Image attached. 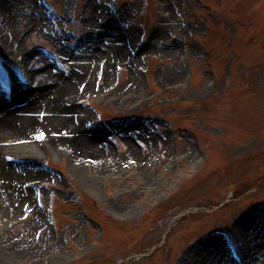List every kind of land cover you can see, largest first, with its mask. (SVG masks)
<instances>
[{
	"label": "rangeland",
	"instance_id": "1",
	"mask_svg": "<svg viewBox=\"0 0 264 264\" xmlns=\"http://www.w3.org/2000/svg\"><path fill=\"white\" fill-rule=\"evenodd\" d=\"M3 1L13 24L0 7V90L8 75L27 83L22 66L31 54L43 56L58 73L94 66L95 93L75 106L91 118L89 128L103 127L107 153L111 160L117 157L122 174L90 176L100 184L96 195L70 170L63 153L50 150L41 160L54 169V178L34 182L45 227L34 225L27 238L31 210L0 222L5 245L39 242L33 256L24 253L16 264L56 257L55 247L63 255L54 264H204L219 252L229 256L227 264H240L228 235L247 264L236 226L249 217L250 238L260 235L254 246L262 248L256 264H264V0H93V25L86 23L90 0ZM41 9L54 20L48 29L33 30L30 20ZM110 21L121 33L118 43L101 37ZM161 27L165 32L155 35ZM141 41L151 47L136 53ZM116 45L127 48L124 60H93L88 53ZM172 67L184 70L180 81L164 82ZM108 70L109 89L123 88L128 73L136 74L143 96L124 106L101 100L96 91ZM45 135L32 131L29 140L37 145L36 137ZM126 141L148 162L151 181L134 160L124 159ZM58 171L67 174L70 187ZM26 180L27 186L33 183ZM52 202L55 226L49 219ZM47 236L57 245L48 247Z\"/></svg>",
	"mask_w": 264,
	"mask_h": 264
},
{
	"label": "bare ground",
	"instance_id": "2",
	"mask_svg": "<svg viewBox=\"0 0 264 264\" xmlns=\"http://www.w3.org/2000/svg\"><path fill=\"white\" fill-rule=\"evenodd\" d=\"M92 1H89V13L86 18V23L89 25L94 24L93 20L97 11ZM5 3V1L1 2L0 7L4 8L7 21L13 24L7 16L9 11L5 9ZM27 3L37 5V2L31 0H15V5ZM40 13L39 18L30 20L33 30L39 27L47 28L54 20L47 11L43 12L41 9ZM168 21H171L170 17L165 19L164 22ZM101 31V37L113 43L120 42L121 33L117 31L114 22L110 21L107 27H101ZM162 32H165L163 27L158 29L155 35L159 36ZM150 47L151 45L147 43L141 51L143 52ZM104 51L93 49L89 50L88 53L93 60L98 57H109L110 62L124 60L128 54L126 47L118 45L111 50ZM63 55L67 56V52L64 51ZM33 62L35 65H32ZM48 63L39 54L26 56L22 70L27 74L28 80H25L27 83L19 84L12 75L6 76L9 80L12 100H7L5 91L0 90V144H8V147L0 149V222H12L17 215L23 213V210L33 211L35 217L26 228L27 238L34 225L42 223L41 225L45 227L46 219L44 210L37 205L34 199V195L38 191V185L31 188L25 185V180L30 178L32 179L30 182L41 183L47 177L54 178L52 172L40 165L41 158L46 154H50V150L52 153H63L67 158L70 170L96 195L101 191L100 184L95 179L90 180V176H113L115 178L122 175L121 168H119L120 164L116 163L117 157L114 155L113 160H111L110 155L107 153L106 140L103 138L105 134L103 127L89 128L87 121L91 122V118L87 116L83 108L75 106L78 99L95 93V91L92 93L93 89L91 87L95 74L93 71L94 66H80L71 72L58 73ZM183 73L182 68L172 67L169 69L164 82L170 80L179 82ZM128 76L129 78L123 88L116 86L111 90L108 87L112 74L108 70L103 79V85L99 87V91H96L97 96L107 103L111 101L123 106L126 102L141 98L144 91L143 82L136 74L130 76L128 73ZM122 90H128L129 93L121 94ZM2 93H4V98ZM124 95L126 96L124 97ZM37 113H44V117H37ZM30 131L44 135L47 133L45 144L41 146L30 142ZM19 142L26 144L18 145ZM126 145L129 152L124 159L134 160L140 175H145V179L149 178V181H151L154 176L150 175V177L149 174H146L148 162H145V158L137 152L134 145L128 141H126ZM11 156L13 160H9ZM112 206L116 211L120 210L117 203H113ZM251 221V217L243 220L236 226V232L247 253V264H256L255 258L262 248L254 246L256 238L260 235L253 233L255 238H250ZM4 231L0 226V258L4 262L16 264L24 253L33 256V251L38 248L39 244L36 239L33 242L23 239L19 243L12 242L5 245L2 236ZM46 239L48 247L57 245L55 238L47 236ZM215 245V243L208 245L209 250L213 253H215ZM55 248L59 252L56 257L50 256L37 259L32 264H54L59 255H63L62 250ZM229 262H231L229 256L224 252H219L216 259H206L204 264H227ZM0 264L4 263L0 260Z\"/></svg>",
	"mask_w": 264,
	"mask_h": 264
}]
</instances>
